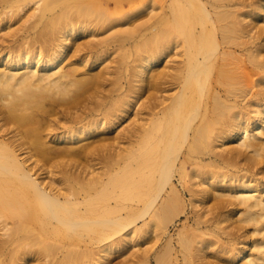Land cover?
<instances>
[{"label":"bare ground","instance_id":"obj_1","mask_svg":"<svg viewBox=\"0 0 264 264\" xmlns=\"http://www.w3.org/2000/svg\"><path fill=\"white\" fill-rule=\"evenodd\" d=\"M132 46L118 94L94 66ZM143 228L134 264H264V0H0V264Z\"/></svg>","mask_w":264,"mask_h":264},{"label":"rangeland","instance_id":"obj_2","mask_svg":"<svg viewBox=\"0 0 264 264\" xmlns=\"http://www.w3.org/2000/svg\"><path fill=\"white\" fill-rule=\"evenodd\" d=\"M137 23L134 22V24ZM123 27H127L126 24L123 26ZM88 33H85L84 35H81V36H78L77 38V41L78 42H85L87 41L89 38H88ZM102 35H98L97 38H101ZM135 49L134 47H129V48H126L124 51H118L116 53H103L101 56H100V61H102V64L100 66L98 65H95L94 68L95 70H99L101 69V67L104 65V64H108L109 66H111L112 68L113 67H117L119 65V63L117 64V60L121 63L119 65V69H115V74H112V76H108V78L110 79V83L107 84V88H111V89H114V90H117L116 93L118 94H122L124 92H126V89L128 87V84H127V80H128V76H129V72L132 68V66L135 64L134 63V59L136 57L135 55ZM124 53V58L121 60V56L122 54ZM92 56H88V59L89 61L92 62V60L94 59H91ZM171 58L169 57H162L159 62L157 64H155V67L153 69H159L161 70L160 68H163L164 65L168 66V65H172V63H170ZM99 61V62H100ZM170 61V62H169ZM98 62V63H99ZM167 62V63H166ZM97 63V64H98ZM166 71H170V69H165ZM256 78V76L254 77ZM257 87H253L251 93L249 94L248 96V99H251L252 98V95H254L256 92H257ZM162 95H166V94H169L168 92H163L161 93ZM160 93H158V95L160 96L161 95ZM137 107V106H136ZM135 107V108H136ZM134 108V109H135ZM130 110V109H128ZM132 118V115L130 116L129 119ZM118 124L115 126L117 127L118 126V130L123 128V127H126L128 125V119H127V115L124 117V118H121L119 122H117ZM109 134H111V131L109 132ZM261 167V166H259ZM257 168L254 169V171H256ZM184 197H185V200L187 201L188 203V199H189V195L188 193H184ZM190 217V218H193L194 219V213L193 211L191 210L190 208V205L187 206L186 210H185V213L182 214L179 218H178V221L174 224V225H171L168 229V235H172L173 239L176 241L177 240V233L181 230L182 228V225L183 223L185 222V217ZM190 223H192L190 221ZM141 223H138L137 224V228H140L141 226ZM210 226V225H208ZM207 226V227H208ZM143 230L146 232L147 229H144ZM142 230V232H143ZM136 231L135 233L137 235L140 234V232ZM144 232V236H142L141 238L139 236H137L135 233L133 234V238H134V242L131 241L128 245H126L124 248H119L121 246H112V253L102 262V263H94V264H134V261H135V258L133 257L134 255H132V252L136 251L138 246L142 245V243L144 242H147V245L150 246V244H152L150 241L152 240L153 238V234L151 232ZM151 233V234H150ZM168 235H164V238H163V241L167 238ZM254 238H256L257 236H253ZM140 238V239H139ZM223 239H225V241H228V236L226 235H223L222 236ZM234 238V237H233ZM110 240V241H109ZM107 240L106 242L102 243V244H86V246L90 249H92L94 251V253H96L95 255L97 256H100L101 254L99 253V248L104 245V244H107V243H110L112 241V238ZM237 240V237L234 238V241ZM149 242V243H148ZM139 244L135 247L134 244ZM146 244H143L142 247H144ZM238 247H242L241 244L238 245ZM94 255V257H95ZM96 256V258H97ZM242 260L240 259L239 263H241ZM47 263V262H46ZM150 264V263H148ZM151 264H154V261L151 260Z\"/></svg>","mask_w":264,"mask_h":264}]
</instances>
